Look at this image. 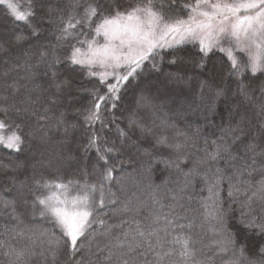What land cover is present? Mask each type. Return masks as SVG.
Returning <instances> with one entry per match:
<instances>
[{"label":"snow or ice","instance_id":"6c2138e0","mask_svg":"<svg viewBox=\"0 0 264 264\" xmlns=\"http://www.w3.org/2000/svg\"><path fill=\"white\" fill-rule=\"evenodd\" d=\"M34 4L21 12L14 0H0L14 27L22 23L28 28L15 34L12 45L21 49L29 41L41 43L48 23L57 29V47L66 51L44 47L35 64L30 52L12 62L15 53L0 43V61L8 65L0 71V129L11 130L0 135V145L15 153L28 151L34 140L45 149L50 146L51 130L26 129L33 120L36 129L47 128L50 114L68 111L64 96L73 81L58 80L61 70L91 82L86 90L91 103L83 111V139L75 125L63 120L57 124L59 175H34L28 193L21 185L17 198L29 221L18 210L17 198L0 199V217L15 221L0 223V236L6 237L0 240V264H264V0H67L63 8L44 0ZM217 51L227 60L221 56L214 62ZM163 62L206 73L199 81L201 99L205 90L209 94L202 106L206 114L215 116L220 102L230 105L229 122L215 139L205 138L203 147L199 132L157 136L145 121L147 117L153 125L159 121L161 128L175 127L161 116L152 97L153 88L159 91L157 82L143 88L134 83L142 80L148 63L151 71L162 73ZM40 64L47 65L43 75L55 88L45 97L37 95ZM13 74L19 79L9 82ZM257 80L258 91L253 87ZM177 83L169 73L167 84ZM133 87L140 91L127 128L115 130L119 143L124 145L135 130L142 138L155 137L159 148L175 153L156 162L183 180L176 181L178 191L153 189L151 206L132 193L113 211L110 206L117 205L118 197L112 189L117 171L112 161L121 150L108 134L116 112L123 111L124 93ZM76 114H81L79 109ZM6 120L13 123L6 125ZM188 149L204 156L185 171ZM93 151L95 160L89 161ZM24 166L21 162L17 169ZM45 166L53 167L52 160ZM65 167L70 171L63 172ZM198 180L200 191L208 195L195 199ZM115 182L128 193L126 184ZM110 212L119 223H109ZM37 221L48 226L37 228ZM230 221L236 227L230 229ZM206 235L211 239L204 245Z\"/></svg>","mask_w":264,"mask_h":264},{"label":"trees","instance_id":"16d2710c","mask_svg":"<svg viewBox=\"0 0 264 264\" xmlns=\"http://www.w3.org/2000/svg\"><path fill=\"white\" fill-rule=\"evenodd\" d=\"M25 8L26 10L30 5L35 7L34 0H14ZM57 1L56 6L63 8L67 0H51ZM47 1L44 0V3ZM37 11H41L36 7ZM47 9L45 8L41 14L46 15ZM58 12V10H57ZM57 13H54V16ZM35 22L39 23V17L34 18ZM28 28L26 25H17L14 27V21H12L8 10L0 5V43L10 49L14 55L10 57L12 62L22 61L25 58V52L32 53V60L35 64L39 57V50L47 47L49 50L52 48H57V51L62 53L66 49L58 48L56 43L57 29L53 24L45 23L44 26V37L41 43L37 44L29 41L24 48L16 49L12 45V40L16 33L27 32ZM191 50V45L187 46ZM224 56L220 52L214 53V62L217 57ZM157 62L160 61L159 57L155 58ZM225 61L227 60L224 56ZM3 61H0V71L5 67ZM163 69L162 73H156L151 71V64H147L148 71L142 77L139 82L141 88L144 85L152 84L154 81L159 85V91L157 89H152V97L155 104L159 107L161 116L170 125H174V128H161L159 126V121L153 125L151 119L145 117L146 123L154 127L155 132L158 135L161 133L167 134L170 138H175V131L179 130L188 136H193L199 132L200 136V146L203 147V141L205 138L209 140L215 139L216 136L220 135L221 128L227 125L228 121V108L230 105L225 102H220L217 106V113L215 116L206 114L203 111V104L207 103L208 92L205 90V99H201L199 94V81L206 75V73H198L197 70L193 68H181L180 65H170L167 62L160 64ZM47 65L40 64L39 71L36 78V85L40 86L41 91L37 93L40 97L49 96L55 93V88L50 87L52 80L49 77L43 75L46 70ZM172 73L180 83L169 86L167 84L168 74ZM9 82L19 77L16 74L7 78ZM57 79L63 81L64 79H71L73 81L70 89L66 90L64 96V106L68 108V111L61 114L60 112H55L50 114L47 128L36 129L35 121L33 120L32 126L26 129V132L36 131L37 133L41 131L51 130L53 133L52 142L50 146L45 149L44 146L38 144L35 140L32 142L31 148L24 153L11 152L9 149L0 146V199L2 200H12L17 198V193L21 185H25L24 192L28 193V188L32 187L33 178L39 179L41 175L44 177H55L59 175L56 171V160L61 155L60 146L56 144V127L58 123L67 122L69 124L75 125L77 129V135L83 139V111L90 107L91 98L86 91L92 87V84L86 78H81L79 76H74L66 70H61L57 73ZM264 79V77H262ZM190 81V86H189ZM247 82V81H246ZM21 83H23L21 81ZM260 81L257 80L256 84L253 85L254 88L259 89ZM233 91L235 90V85H232ZM2 90V89H0ZM23 91V88L21 89ZM140 88H130L124 93V99L120 102L121 109L123 111L116 112V122L111 125V131H109V140L115 139L117 141V147L120 148V154L117 159H114L112 163L117 165V171L114 173L115 180H119L128 186V193L125 194L120 191V184L116 183L115 180L112 184V189L118 197L117 205L110 206L114 211L115 208L122 205V202L128 199L132 193H135L141 199L145 200L149 206H151L150 193L153 189L161 193L168 192L169 189L177 190L178 185L176 181H182L183 176L177 175L176 172L166 171L163 166L156 161L162 158H167V155H175L169 149H161L157 146L156 138L152 136L141 137V133L138 130L131 131L130 136H126V143L121 145L119 143V138L116 136L115 130L118 127L127 128V117L130 112L135 110L136 97L139 95ZM231 95V93H229ZM70 101V103H69ZM76 109L80 110V115L76 114ZM0 119H4L0 116ZM6 125H11L12 120H6ZM7 130L11 131L9 127ZM213 133L216 135L214 136ZM183 139V137H179ZM238 147V146H237ZM146 153H151L149 156ZM161 153L165 155L161 157ZM187 155L189 156V164L185 167V171L192 166V162L198 160L204 156L203 152H196L195 149H188ZM34 157H43L42 164L35 165ZM87 159L89 161L95 160V153L89 152ZM49 160H52L53 167L45 166ZM120 161H124L123 164ZM151 161V164H150ZM24 162V167L17 169V166ZM63 172L67 173L70 171L67 167L61 169ZM133 181H138L139 186L137 187ZM15 187V189H14ZM202 184L197 181L196 188L193 192L195 199H199L201 196H207L206 191L201 192L200 188ZM13 190V191H12ZM226 195V193H225ZM33 197L29 194L28 199L31 201ZM195 199L193 201V206L195 207ZM171 201L165 200V203H170ZM17 208L20 212L24 213V220L29 221V216L24 212V206L22 202L17 198ZM147 214V209L145 210ZM109 223L115 224L119 223V217L113 216L111 212L109 216L106 217ZM0 223L5 225L14 224L15 221H11L6 217H0ZM47 224H41L39 221L35 222V227H47ZM228 227H236L234 221H230ZM6 239L4 236H0V240ZM211 239L210 235H206L203 240V244L207 245ZM13 243H17L13 241ZM251 247V243H250ZM219 264V261H217Z\"/></svg>","mask_w":264,"mask_h":264},{"label":"rangeland","instance_id":"374dc122","mask_svg":"<svg viewBox=\"0 0 264 264\" xmlns=\"http://www.w3.org/2000/svg\"><path fill=\"white\" fill-rule=\"evenodd\" d=\"M47 2V5H51V6H56V2L57 1H51V0H46ZM16 4H17V2L16 1H14ZM19 5V4H18ZM3 6V5H2ZM5 7V6H4ZM6 8V7H5ZM7 9V8H6ZM18 11H21V12H23V11H26V9L25 8H23L22 6H20L19 5V8H18ZM20 25H22V23L20 24ZM100 39V42L102 43L103 42V38L101 37V38H99ZM223 54V53H222ZM224 55V54H223ZM226 57V56H225ZM226 59H227V57H226ZM177 79H178V77H176ZM11 134V131H9V130H7L6 128L5 129H0V135H3V136H7V135H10ZM0 146H3V145H0ZM42 160H44L43 159V157H40V158H38V157H34V162H35V165H40V164H42L41 162H42ZM14 189H15V187H14ZM13 191V190H12Z\"/></svg>","mask_w":264,"mask_h":264}]
</instances>
